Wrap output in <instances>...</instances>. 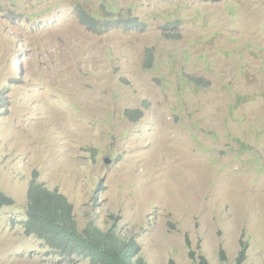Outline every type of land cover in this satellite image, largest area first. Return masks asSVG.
Wrapping results in <instances>:
<instances>
[{
    "label": "rangeland",
    "instance_id": "obj_1",
    "mask_svg": "<svg viewBox=\"0 0 264 264\" xmlns=\"http://www.w3.org/2000/svg\"><path fill=\"white\" fill-rule=\"evenodd\" d=\"M36 172L148 264H264V0H0V264H67L25 235Z\"/></svg>",
    "mask_w": 264,
    "mask_h": 264
},
{
    "label": "trees",
    "instance_id": "obj_2",
    "mask_svg": "<svg viewBox=\"0 0 264 264\" xmlns=\"http://www.w3.org/2000/svg\"><path fill=\"white\" fill-rule=\"evenodd\" d=\"M75 13L78 21L96 34L115 28L131 32L144 29L147 25L109 3H103L100 9L93 8L89 2L78 3ZM125 117L138 122L142 119V112L128 110ZM14 204L13 200L0 193V212ZM74 211L75 207L67 196L58 189L48 188L40 181L38 172L33 174L27 195V221L24 223L27 237L42 242L52 256L67 264H75L79 260H88L91 264H148L139 254L140 248L135 239L118 231L115 224L103 229L92 220L81 230ZM246 251L247 244L240 241L235 264L244 263ZM201 264L208 263L202 258Z\"/></svg>",
    "mask_w": 264,
    "mask_h": 264
},
{
    "label": "clouds",
    "instance_id": "obj_3",
    "mask_svg": "<svg viewBox=\"0 0 264 264\" xmlns=\"http://www.w3.org/2000/svg\"><path fill=\"white\" fill-rule=\"evenodd\" d=\"M91 32V31H90ZM93 33V32H92ZM96 34V33H95Z\"/></svg>",
    "mask_w": 264,
    "mask_h": 264
},
{
    "label": "water",
    "instance_id": "obj_4",
    "mask_svg": "<svg viewBox=\"0 0 264 264\" xmlns=\"http://www.w3.org/2000/svg\"><path fill=\"white\" fill-rule=\"evenodd\" d=\"M109 163V161H107Z\"/></svg>",
    "mask_w": 264,
    "mask_h": 264
}]
</instances>
